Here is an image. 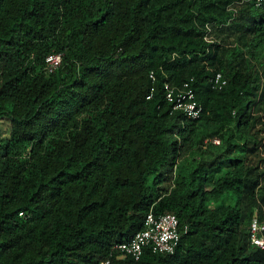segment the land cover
<instances>
[{
  "label": "trees",
  "instance_id": "16d2710c",
  "mask_svg": "<svg viewBox=\"0 0 264 264\" xmlns=\"http://www.w3.org/2000/svg\"><path fill=\"white\" fill-rule=\"evenodd\" d=\"M190 79L196 119L165 98ZM2 116L0 264H264V5L0 0ZM149 212L175 251L120 257Z\"/></svg>",
  "mask_w": 264,
  "mask_h": 264
},
{
  "label": "built area",
  "instance_id": "2783aa9c",
  "mask_svg": "<svg viewBox=\"0 0 264 264\" xmlns=\"http://www.w3.org/2000/svg\"><path fill=\"white\" fill-rule=\"evenodd\" d=\"M252 3L256 7L264 5V0H241ZM234 10V7L230 6ZM61 64L60 53H50L45 58L44 69L51 73ZM153 78L152 72L149 75ZM213 86L221 88L225 84L221 73H215L211 79ZM191 79L182 84L181 87H170L165 84V98L171 104L174 111H180L185 117L196 119L202 111L201 104L195 99V93L190 86ZM218 142L217 140H213ZM179 228L178 217L174 213L155 215L149 212L143 221L142 229L137 231L129 240L116 243L115 249L120 257H131L134 260L140 259L145 247H149L154 253L171 254L179 244L181 233L185 232ZM264 223L256 216L252 217L249 223V239L252 245L264 248ZM97 264H110L106 259Z\"/></svg>",
  "mask_w": 264,
  "mask_h": 264
},
{
  "label": "rangeland",
  "instance_id": "374dc122",
  "mask_svg": "<svg viewBox=\"0 0 264 264\" xmlns=\"http://www.w3.org/2000/svg\"><path fill=\"white\" fill-rule=\"evenodd\" d=\"M9 127H10V120H9V118L8 117H5V116L0 117V137H6V136H8ZM216 146H218V145H216ZM183 157L185 158V162H187L191 158V151L190 150L186 151ZM223 171H217V172H215V175H214L215 178L219 177L222 174Z\"/></svg>",
  "mask_w": 264,
  "mask_h": 264
}]
</instances>
